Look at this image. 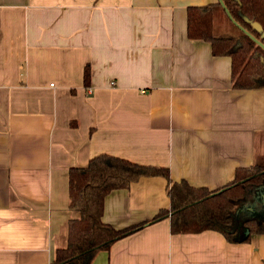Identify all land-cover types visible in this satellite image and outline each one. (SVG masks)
<instances>
[{"label":"crops","instance_id":"crops-1","mask_svg":"<svg viewBox=\"0 0 264 264\" xmlns=\"http://www.w3.org/2000/svg\"><path fill=\"white\" fill-rule=\"evenodd\" d=\"M216 3L0 0V264H53L70 171L95 157L209 191L264 158V88L235 89L232 59L187 35L188 8ZM170 207L168 181L143 177L106 197L103 221L126 230ZM91 264H264V235H176L164 219Z\"/></svg>","mask_w":264,"mask_h":264},{"label":"trees","instance_id":"trees-1","mask_svg":"<svg viewBox=\"0 0 264 264\" xmlns=\"http://www.w3.org/2000/svg\"><path fill=\"white\" fill-rule=\"evenodd\" d=\"M187 35L211 45L216 57L232 59L233 86L237 90L264 88V0H218L187 10ZM89 72L85 85L89 86ZM143 177L168 181L170 210H162L151 222L118 231L103 221L106 197L129 189ZM264 190V158L254 167L239 169L234 182L209 191L186 182L175 183L168 169L138 165L101 155L86 168L70 171V210L67 246L58 249L53 264H91L118 240L147 224L170 219L173 234L221 233L231 243H246L264 235V217L244 207L254 191ZM247 200V201H246Z\"/></svg>","mask_w":264,"mask_h":264},{"label":"rangeland","instance_id":"rangeland-1","mask_svg":"<svg viewBox=\"0 0 264 264\" xmlns=\"http://www.w3.org/2000/svg\"><path fill=\"white\" fill-rule=\"evenodd\" d=\"M247 201V200H246ZM248 211L256 214L257 216L264 217V190L254 191L248 202L244 203Z\"/></svg>","mask_w":264,"mask_h":264}]
</instances>
